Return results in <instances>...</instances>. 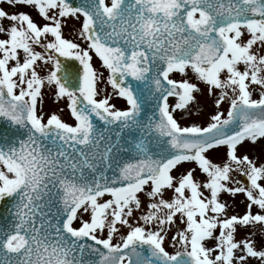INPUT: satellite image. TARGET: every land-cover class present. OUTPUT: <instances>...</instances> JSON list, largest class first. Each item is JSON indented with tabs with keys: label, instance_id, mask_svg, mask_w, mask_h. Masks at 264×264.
I'll return each mask as SVG.
<instances>
[{
	"label": "snow or ice",
	"instance_id": "1",
	"mask_svg": "<svg viewBox=\"0 0 264 264\" xmlns=\"http://www.w3.org/2000/svg\"><path fill=\"white\" fill-rule=\"evenodd\" d=\"M5 4L0 264H264V0Z\"/></svg>",
	"mask_w": 264,
	"mask_h": 264
},
{
	"label": "rangeland",
	"instance_id": "2",
	"mask_svg": "<svg viewBox=\"0 0 264 264\" xmlns=\"http://www.w3.org/2000/svg\"><path fill=\"white\" fill-rule=\"evenodd\" d=\"M5 8H8V6L2 5ZM12 9V8H9ZM30 9V8H28ZM32 10V9H30ZM34 11V10H32ZM64 35L67 38L70 39H75V37L72 34V29L70 27H65L64 28ZM94 61L98 64V60H96V58H94ZM105 76H107V72H105ZM201 87H203V85H201ZM109 90H110V86H109ZM197 95V101L198 103L196 105H193V115L189 116V117H183V114L180 110H177V112L175 113L176 118L184 125H187L193 121H195L196 123H200L202 125H206V123L209 121V118L212 114L215 113L216 108L215 105L213 103V99L209 98L206 94L205 95H201L199 93L196 94ZM171 99V98H170ZM123 104V101H119L118 102V106H121ZM58 105L54 104L50 99H48L47 97H45V110L46 111H55L57 110ZM59 107H64L63 104H60ZM228 107V103L225 102L221 105V111H225ZM68 110L65 108L63 113H60L62 118L65 120H68ZM240 153H247L250 158H258L257 162H261L264 161V152L261 151V148L259 145L252 147V146H248L245 145V147H241L240 148ZM210 157L214 160V162H220L222 160L225 159V154H224V150L220 149L219 151L216 152H212L210 154ZM185 167H188V165H185ZM233 175L236 176L237 179H240L242 181H245V178L234 173ZM223 199L227 200V202L232 206L229 211L231 213H239V214H243L244 210H245V205L243 203L244 201V197L243 195H239L235 198L233 197H229L225 194V196L223 197ZM254 211L256 210L255 208L253 209ZM122 231H126L124 229H122ZM246 233L244 231H240L237 235V239L242 238ZM119 237L117 236L116 239H118ZM256 240H257V244L259 245V241H260V236L259 234H257L256 236ZM207 243L211 244L212 241H207ZM165 246L167 247V241L165 242ZM169 251H172L171 248H168ZM253 264H255V262L253 261Z\"/></svg>",
	"mask_w": 264,
	"mask_h": 264
},
{
	"label": "flooded vegetation",
	"instance_id": "3",
	"mask_svg": "<svg viewBox=\"0 0 264 264\" xmlns=\"http://www.w3.org/2000/svg\"><path fill=\"white\" fill-rule=\"evenodd\" d=\"M0 6H2V5H0ZM7 9H8L9 11H16V10H17L16 8H12V9L7 8ZM24 10L30 12V14L33 15V18H34V19H39V18L37 17V15H36V12H35V11H32V10H30V9H24Z\"/></svg>",
	"mask_w": 264,
	"mask_h": 264
},
{
	"label": "water",
	"instance_id": "4",
	"mask_svg": "<svg viewBox=\"0 0 264 264\" xmlns=\"http://www.w3.org/2000/svg\"><path fill=\"white\" fill-rule=\"evenodd\" d=\"M3 211H4L3 207H0V215L3 214Z\"/></svg>",
	"mask_w": 264,
	"mask_h": 264
}]
</instances>
